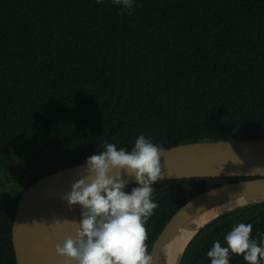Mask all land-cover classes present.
Here are the masks:
<instances>
[{"label": "trees", "instance_id": "1", "mask_svg": "<svg viewBox=\"0 0 264 264\" xmlns=\"http://www.w3.org/2000/svg\"><path fill=\"white\" fill-rule=\"evenodd\" d=\"M140 134L164 149L264 138V0H133L131 10L112 0H0V264H16L22 191L106 143L131 150ZM238 180L157 181L149 252L187 201ZM238 223L258 239L264 202L206 224L180 264H211L207 252L216 240L226 246ZM230 264L246 262L233 255Z\"/></svg>", "mask_w": 264, "mask_h": 264}, {"label": "water", "instance_id": "2", "mask_svg": "<svg viewBox=\"0 0 264 264\" xmlns=\"http://www.w3.org/2000/svg\"><path fill=\"white\" fill-rule=\"evenodd\" d=\"M165 153L161 157L165 176L162 181L241 179L194 196L164 225L151 245L153 264L163 262L167 244L186 226L192 224L195 227L203 211L228 208L192 231L176 263L180 264L187 245L206 224L235 209L264 202V138L182 144L165 149ZM84 163L57 170L22 191L11 227L16 264H66L64 258L56 254L55 246L62 244L66 236L75 237L72 221H80L81 209L79 205L70 208L62 196L71 191V184L75 180L86 175ZM123 178L128 184L136 183L134 176ZM57 220L61 222L60 227L55 226ZM65 220L68 222L65 223Z\"/></svg>", "mask_w": 264, "mask_h": 264}, {"label": "clouds", "instance_id": "3", "mask_svg": "<svg viewBox=\"0 0 264 264\" xmlns=\"http://www.w3.org/2000/svg\"><path fill=\"white\" fill-rule=\"evenodd\" d=\"M112 3L125 10L133 8V0ZM103 149L86 158V175L62 196L70 208L80 206L81 219L72 221L75 237L66 236L55 252L66 264H153L145 225L158 207L152 199L153 185L165 178L161 167L165 149L143 134L131 150L111 143ZM124 176L135 177L137 186L130 193L125 191ZM55 226L61 222L57 220ZM252 232L250 223L234 225L224 236L226 246L216 240L207 252L211 264H230L233 255L242 256L246 264H264V233L257 232V239Z\"/></svg>", "mask_w": 264, "mask_h": 264}, {"label": "bare ground", "instance_id": "4", "mask_svg": "<svg viewBox=\"0 0 264 264\" xmlns=\"http://www.w3.org/2000/svg\"><path fill=\"white\" fill-rule=\"evenodd\" d=\"M228 208L218 207L213 208V210H205L200 214V220L196 222V226L193 227L192 224L186 226L183 231L177 232L173 239L167 244L165 254H164V260L161 264H176L179 258V255L181 253V250L190 237V234L193 233L192 231L199 226H201L203 223H205L207 220L215 216L216 214L227 210Z\"/></svg>", "mask_w": 264, "mask_h": 264}, {"label": "rangeland", "instance_id": "5", "mask_svg": "<svg viewBox=\"0 0 264 264\" xmlns=\"http://www.w3.org/2000/svg\"><path fill=\"white\" fill-rule=\"evenodd\" d=\"M82 120H84L89 127V130L91 132V134L95 137L98 138L99 137V128L96 125L95 121L93 120L94 117L92 114H84L83 116H81Z\"/></svg>", "mask_w": 264, "mask_h": 264}]
</instances>
